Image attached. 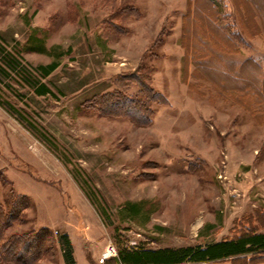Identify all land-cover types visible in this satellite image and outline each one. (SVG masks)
Masks as SVG:
<instances>
[{"label":"rangeland","instance_id":"1","mask_svg":"<svg viewBox=\"0 0 264 264\" xmlns=\"http://www.w3.org/2000/svg\"><path fill=\"white\" fill-rule=\"evenodd\" d=\"M252 232L264 0H0V264H64V233L106 264ZM242 261L195 264L264 252Z\"/></svg>","mask_w":264,"mask_h":264},{"label":"trees","instance_id":"2","mask_svg":"<svg viewBox=\"0 0 264 264\" xmlns=\"http://www.w3.org/2000/svg\"><path fill=\"white\" fill-rule=\"evenodd\" d=\"M189 16L187 13L183 18L186 19ZM212 19L216 20L214 16ZM6 60L9 62L10 59L7 58ZM56 67L57 64L55 63L40 67L41 76H48ZM33 84H36L34 80ZM34 92L37 95L53 94L50 89L40 83ZM115 106L117 107V104ZM59 243L63 252V261L66 264H74L72 246L67 234L64 233L59 236ZM260 252H264V233L252 232L242 234L235 239L222 240L206 246L163 249H123L118 252L115 259L106 260V264H195L204 262L215 263L229 259L232 262L237 261V263H242V258L245 256L250 254L255 255Z\"/></svg>","mask_w":264,"mask_h":264},{"label":"crops","instance_id":"3","mask_svg":"<svg viewBox=\"0 0 264 264\" xmlns=\"http://www.w3.org/2000/svg\"><path fill=\"white\" fill-rule=\"evenodd\" d=\"M64 264H66V263L64 262Z\"/></svg>","mask_w":264,"mask_h":264}]
</instances>
